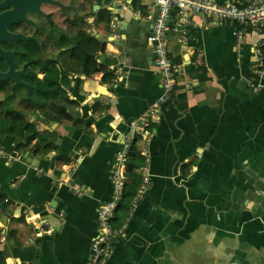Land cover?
I'll use <instances>...</instances> for the list:
<instances>
[{"label": "crops", "instance_id": "crops-1", "mask_svg": "<svg viewBox=\"0 0 264 264\" xmlns=\"http://www.w3.org/2000/svg\"><path fill=\"white\" fill-rule=\"evenodd\" d=\"M91 5L85 18L100 47L89 74L77 65L67 71V57L55 58L67 73L61 95L70 103L57 104L59 114L21 108L39 132L55 133L57 149L44 157L27 150L32 158L23 161L18 139H0V262L88 263L129 124L158 103L147 143L149 188L134 208L117 209L111 225L121 233L103 264H264V66L257 89L249 83L264 58V30L238 47L236 23L194 15L187 24L173 9L166 39L178 73L159 102L144 1ZM105 12L108 25L98 20ZM133 145L144 162L143 141Z\"/></svg>", "mask_w": 264, "mask_h": 264}, {"label": "built area", "instance_id": "built-area-1", "mask_svg": "<svg viewBox=\"0 0 264 264\" xmlns=\"http://www.w3.org/2000/svg\"><path fill=\"white\" fill-rule=\"evenodd\" d=\"M146 9L152 19V27L148 36L153 53V64L159 81L162 94L159 102L167 99L176 86V75L178 68L168 55L166 33L169 30L170 14L173 9L177 11L181 20L187 24L194 15L200 17L204 23H212L223 20H230L237 24L235 31L236 44L241 46L249 33L264 30V1L254 0L243 3L240 0H231L224 4H216L213 0H143ZM261 55V52L259 53ZM261 57V56H260ZM264 58H258L252 72L260 76L264 66ZM252 90L257 89L255 77L249 79ZM158 103L138 120L129 124L128 134L122 144L121 151L117 154L116 161L111 174L112 192L109 199L99 205L96 222L97 233L90 243V255L87 264H103L112 251V240L121 233V230H114L111 222L124 196L126 182L127 161L129 149L137 138L143 141L142 151L144 162L141 168V181L135 195L129 204V208L143 199L149 188L150 180L146 173L147 166V143L149 127L158 121ZM16 160L21 155L16 154Z\"/></svg>", "mask_w": 264, "mask_h": 264}, {"label": "trees", "instance_id": "trees-1", "mask_svg": "<svg viewBox=\"0 0 264 264\" xmlns=\"http://www.w3.org/2000/svg\"><path fill=\"white\" fill-rule=\"evenodd\" d=\"M98 20L108 25L110 23L109 12L98 16ZM99 47V39L89 33V25L82 21L78 24L74 34L61 36L50 49H56L59 51V55L67 57L63 61L64 66L70 69L66 68L67 71H72L71 68L77 65L81 71L89 74V64L92 60L90 54ZM41 51V48L35 42H25L21 44L19 49L20 58H16V65L26 73L25 76L21 77V80L33 86V89L30 90L31 99H28L24 94L23 98L19 99L17 104H14L13 100L17 95V91L20 89L25 90L24 87L14 84L10 80L0 82V93L2 94L0 99V139L5 136L16 138L19 140V143L15 146L17 152L31 150L34 154L44 157L50 151L57 149L55 144L56 135L51 131L39 132L36 122L28 120L21 109L23 102L24 108L28 105L34 107L32 112L47 108L50 111H56L58 114L62 112V108L57 104L62 100L65 103L70 102L61 95V87L69 85L67 73L59 67L57 59L42 58ZM262 52L264 54V47H262ZM38 74H42V77L38 78ZM253 77L257 82L259 77L251 72L249 78ZM19 104L22 107L16 106ZM36 120L39 119L36 118ZM128 153L124 196L120 203V206L124 209H130L129 204L141 181V175L136 174L134 170L139 169L143 164L142 157L138 154L134 145L131 146ZM3 262L4 256H2L0 263Z\"/></svg>", "mask_w": 264, "mask_h": 264}, {"label": "flooded vegetation", "instance_id": "flooded-vegetation-1", "mask_svg": "<svg viewBox=\"0 0 264 264\" xmlns=\"http://www.w3.org/2000/svg\"><path fill=\"white\" fill-rule=\"evenodd\" d=\"M34 3L35 0H0V15L19 10L27 19L12 22L5 29L8 34H20L30 40L16 41L14 45L5 40L0 41V49L6 52L11 51L14 61L20 58L19 49L25 42H35L42 50V58H57L60 56L59 51L49 49V52H46L48 50L46 47L51 48L61 36L74 34L72 32L77 29L80 22L88 24L85 17L93 11L92 0H41L40 3ZM32 9L35 11L30 12ZM52 50L55 51L52 52ZM0 71H6L2 61H0Z\"/></svg>", "mask_w": 264, "mask_h": 264}, {"label": "water", "instance_id": "water-1", "mask_svg": "<svg viewBox=\"0 0 264 264\" xmlns=\"http://www.w3.org/2000/svg\"><path fill=\"white\" fill-rule=\"evenodd\" d=\"M36 2H41V0H35ZM34 3V4H35ZM36 10V8H35ZM34 9L30 10V12H34ZM27 20L22 13V11L16 10L14 12H11L9 14H3L0 15V41H8L11 44H15L16 41H27L30 40L28 37H24L20 34H8L6 33V26L12 22H20ZM0 61H2L6 66V71L1 72L0 71V82L10 80L14 84L23 86L25 89V95L28 99H31L30 97V90L33 89V86L30 84H26L21 80V77L25 76L26 73L22 69H16V63L14 61V58H12V52H6L2 51L0 49ZM32 158V156L29 155V153H24V156L22 157V160L24 161L26 158ZM0 216L2 214L0 213Z\"/></svg>", "mask_w": 264, "mask_h": 264}, {"label": "rangeland", "instance_id": "rangeland-1", "mask_svg": "<svg viewBox=\"0 0 264 264\" xmlns=\"http://www.w3.org/2000/svg\"><path fill=\"white\" fill-rule=\"evenodd\" d=\"M68 33H70V32H68ZM53 51H55V50H52V52H53ZM60 56H61V55H60ZM60 56H58L57 58H60ZM23 96H24V91H23L22 89L18 90V91H17V95H16L15 99L13 100V103H14V104H17V103H18V100L21 99V98H23ZM0 97H1V96H0ZM23 104H24V102H23ZM16 106H17V107H22L21 104L16 105Z\"/></svg>", "mask_w": 264, "mask_h": 264}]
</instances>
